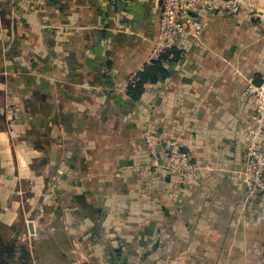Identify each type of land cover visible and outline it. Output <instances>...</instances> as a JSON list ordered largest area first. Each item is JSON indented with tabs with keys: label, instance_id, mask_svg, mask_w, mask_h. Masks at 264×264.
<instances>
[{
	"label": "crops",
	"instance_id": "crops-1",
	"mask_svg": "<svg viewBox=\"0 0 264 264\" xmlns=\"http://www.w3.org/2000/svg\"><path fill=\"white\" fill-rule=\"evenodd\" d=\"M162 3L0 0V264L9 249L25 264H264V193H248L242 138L264 0L196 12L201 36H180L168 75L134 100ZM178 136L195 182L164 169Z\"/></svg>",
	"mask_w": 264,
	"mask_h": 264
},
{
	"label": "built area",
	"instance_id": "built-area-1",
	"mask_svg": "<svg viewBox=\"0 0 264 264\" xmlns=\"http://www.w3.org/2000/svg\"><path fill=\"white\" fill-rule=\"evenodd\" d=\"M261 0H163L159 17V29L153 50V60L175 47L183 34L199 38L204 24L196 18V12L206 14H224L228 16L241 11L255 9ZM246 93L252 98L255 111L243 129L247 170L244 173L249 195L264 193V73L261 84L253 79L248 81ZM152 162L158 165L160 160L159 144L155 134L147 130L144 134ZM166 172L186 182H195L199 178V166L192 160L184 148L183 139L172 137L166 141L164 151Z\"/></svg>",
	"mask_w": 264,
	"mask_h": 264
},
{
	"label": "trees",
	"instance_id": "trees-1",
	"mask_svg": "<svg viewBox=\"0 0 264 264\" xmlns=\"http://www.w3.org/2000/svg\"><path fill=\"white\" fill-rule=\"evenodd\" d=\"M171 54L176 55L173 48L163 52L157 60H153L151 63L145 65L143 70L140 71L135 79L129 83L128 93L132 99L137 100L141 98L145 91L146 83L157 82L160 78H165L168 75V71L164 67V63L169 61V56ZM8 251V255H12L10 254L12 253V249H9ZM11 258L14 259V257ZM3 262H6V256L3 257Z\"/></svg>",
	"mask_w": 264,
	"mask_h": 264
},
{
	"label": "rangeland",
	"instance_id": "rangeland-1",
	"mask_svg": "<svg viewBox=\"0 0 264 264\" xmlns=\"http://www.w3.org/2000/svg\"><path fill=\"white\" fill-rule=\"evenodd\" d=\"M11 257H14V256H12V255L6 256V262H3L1 264H25V263H23L22 260H18V259L14 260L15 257H14V259H12Z\"/></svg>",
	"mask_w": 264,
	"mask_h": 264
},
{
	"label": "water",
	"instance_id": "water-1",
	"mask_svg": "<svg viewBox=\"0 0 264 264\" xmlns=\"http://www.w3.org/2000/svg\"><path fill=\"white\" fill-rule=\"evenodd\" d=\"M261 82H262V78H260L258 81H256L255 83L257 84V85H259V84H261ZM125 164H128V165H131V162H122V165L124 166ZM30 227L32 228V225H30Z\"/></svg>",
	"mask_w": 264,
	"mask_h": 264
}]
</instances>
